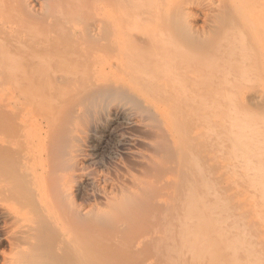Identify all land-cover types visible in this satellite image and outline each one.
<instances>
[{
  "label": "rangeland",
  "instance_id": "1",
  "mask_svg": "<svg viewBox=\"0 0 264 264\" xmlns=\"http://www.w3.org/2000/svg\"><path fill=\"white\" fill-rule=\"evenodd\" d=\"M122 1L0 0V174L16 207L34 148L79 248L57 250L43 221L56 264H264V0ZM135 41L158 54L136 47L137 63ZM11 229L0 214V264Z\"/></svg>",
  "mask_w": 264,
  "mask_h": 264
},
{
  "label": "bare ground",
  "instance_id": "2",
  "mask_svg": "<svg viewBox=\"0 0 264 264\" xmlns=\"http://www.w3.org/2000/svg\"><path fill=\"white\" fill-rule=\"evenodd\" d=\"M122 1V0H121ZM125 1H127V0H125ZM135 1V0H134ZM142 1H144V0H142ZM141 1V2H142ZM146 1H148V0H146ZM146 1H144V2H146ZM151 1V3H153L152 2V0H150ZM154 1V0H153ZM157 1V0H156ZM155 1V2H156ZM160 1H162L163 2V0H160ZM159 1V2H160ZM235 1H237V0H235ZM234 1V2H235ZM240 3H242L240 0H238ZM247 1V0H246ZM245 0L243 1L244 3H246V4H248L249 2H252V1H249V2H246ZM123 2V1H122ZM143 2V3H144ZM128 4H129V2H127ZM133 3H135V2H133ZM157 3V2H156ZM120 4V3H119ZM122 4V3H121ZM120 4V5H121ZM128 4L127 5H125V3H124V5L125 6H128ZM131 4V3H130ZM139 4H141V3H139ZM161 4V3H160ZM252 4V3H251ZM254 4H255V2H254ZM136 5H138V4H136ZM149 5V4H148ZM158 5V4H157ZM123 6V5H122ZM122 6L120 7V8H122ZM134 6H135V4H134ZM162 6V5H161ZM235 6H236V3H235ZM239 5H238V3H237V7H238ZM241 6V5H240ZM247 6V5H246ZM111 7V6H110ZM129 7H130V5H129ZM137 7V6H136ZM135 7V8H136ZM143 7V6H142ZM141 7V8H142ZM144 7H145V5H144ZM139 8V7H138ZM141 8H140V10H141ZM134 9V8H133ZM137 9V8H136ZM144 9V8H143ZM143 9H142V12L144 13V11H143ZM146 9V8H145ZM243 9V8H242ZM256 9V8H255ZM112 10V9H111ZM139 10V9H138ZM150 10H153V9H150ZM235 10H237V9H235ZM148 11H149V9H148ZM158 11V10H157ZM160 11V10H159ZM122 12V11H121ZM124 12V11H123ZM147 12V9L145 10V13ZM152 12V11H151ZM151 12H150V14L149 15H151ZM238 12V11H237ZM241 12V11H240ZM240 12H238L239 13V15H242V14H240ZM134 13V12H133ZM139 13V15H140V11L138 12ZM148 13V12H147ZM146 13V14H147ZM153 13H156V12H154L153 11ZM152 13V14H153ZM185 13H187V12H185ZM243 13V12H242ZM252 13V12H251ZM120 14V13H119ZM137 14V13H136ZM207 14V13H206ZM248 14V13H247ZM111 15V14H110ZM113 15V14H112ZM126 15H128L127 13H126ZM137 16V17H140V16H142L143 17V14H141L140 16ZM155 14H153L151 17H153ZM161 15V14H160ZM120 16V15H119ZM122 16V15H121ZM134 16H135V14H134ZM145 16V15H144ZM148 16V15H147ZM147 16H145L146 18H147ZM157 17H158V15H156ZM165 16V15H164ZM250 16V15H249ZM108 17V16H107ZM145 17H143V18H145ZM166 17V16H165ZM184 17H186V16H184ZM247 17V16H246ZM112 18V17H111ZM131 18V17H130ZM141 18V17H140ZM148 18H150V16H148ZM147 18V19H148ZM162 18H164V17H162ZM162 18H160V21L162 20ZM138 19V18H137ZM151 19V18H150ZM152 19H154V20H152V22L153 21H159V19L157 20L156 19V17L155 18H152ZM167 19V18H166ZM245 19V18H244ZM243 19V20H244ZM139 20V19H138ZM141 20V19H140ZM149 20V19H148ZM247 20V19H246ZM123 21H125V20H123ZM135 21H137V20H135ZM164 21H166L165 20V18H164V20H163V22ZM146 22V21H145ZM148 23H149V21H147ZM111 23V22H110ZM122 23H124V22H122ZM162 23V22H161ZM167 23V22H166ZM165 23V25L167 26V24ZM146 24V23H145ZM149 24H151V23H149ZM148 24V25H149ZM157 24V23H156ZM162 25H164V24H162ZM149 26H151V25H149ZM158 26V28L157 27H155L158 31H159V24L157 25ZM243 26H244V24H243ZM245 26H247V25H245ZM248 26H250V25H248ZM144 27V26H143ZM164 27V26H163ZM239 27V26H238ZM252 27V29H253V27L254 26H251ZM120 28H121V26H120ZM145 28V27H144ZM153 28V27H152ZM155 28H153L152 29V31H154V33H155ZM161 28V27H160ZM263 28V27H262ZM119 29V28H118ZM147 29V28H146ZM164 29H166V28H164ZM252 29H250V27H249V29L248 30H252ZM124 30V29H123ZM148 30H150V29H148ZM148 30H146V31H148ZM126 31V30H125ZM145 31V30H144ZM158 31H156L157 33H156V35L158 34ZM161 31V30H160ZM247 31V30H246ZM262 31V30H261ZM110 32V31H109ZM119 32H121V30L119 31ZM127 32V31H126ZM125 32V33H126ZM142 32V31H141ZM257 29L255 28V31H254V33H255V35L257 34ZM106 33V32H105ZM147 33V32H146ZM153 33V34H154ZM160 33H162V32H160ZM261 33V32H260ZM109 34V33H108ZM127 34H128V32H127ZM142 34V33H141ZM140 34V35H141ZM148 35L150 34V31L147 33ZM151 34H152V32H151ZM150 34V35H151ZM125 35V34H124ZM140 35H139V37L138 38H140ZM162 35V34H161ZM261 35V34H260ZM130 36L131 35H129V40L131 39L130 38ZM143 36H144V33H143ZM232 36V35H231ZM128 37V36H127ZM144 37H147V35H145ZM157 38H158V40H161V39H159V34H158V36H156ZM162 36H160V38H161ZM172 37V36H171ZM240 37V36H239ZM243 37V39H241V42L244 44L245 42H243L244 41V36H242ZM249 37V36H248ZM103 38H104V35H103ZM103 38H101V39H103ZM133 38V37H132ZM135 39H136V37H134ZM133 38V39H134ZM163 38V37H162ZM258 38H259V34H258ZM111 39V38H110ZM150 40H151V38H149ZM173 39V38H172ZM171 39V40H172ZM246 39V38H245ZM76 40V39H75ZM128 39H126V41H127ZM128 40V41H129ZM150 40H149V42H150ZM152 40H155V39H152ZM236 40V39H235ZM111 41V40H110ZM130 41H132V40H130ZM129 41V42H130ZM155 41H157V39L155 40ZM155 41H153V45H152V43L150 44V43H147V45L149 44V45H152L153 47L152 48H155L154 47V45L156 46V44H155ZM173 41H176L175 40V38L173 39ZM103 42V41H102ZM112 42V41H111ZM114 42V41H113ZM115 42L117 43V46L118 45H121V43H122V38H120L119 36L117 37V39H115ZM158 42V41H157ZM163 42V41H162ZM164 42H166V41H164ZM169 42H170V40H169ZM168 42V43H169ZM134 43V42H133ZM133 43H132V46L131 47H133L132 48V50H134L133 52H135V55H133L132 57H134L135 56V60L134 61H137L138 60V62L137 63H139V60L142 58L144 61H145V59L147 58L146 56H148L149 54H153V53H151V52H153V51H151V50H154V49H149V45L146 47V48H144L143 46L140 48V47H138L139 46V44L137 45L136 43V41H135V44L137 45V46H133ZM167 43V42H166ZM174 43V42H173ZM176 43V42H175ZM227 43V42H226ZM231 43V42H230ZM102 44V43H101ZM101 44H100V46H101ZM130 44V43H129ZM163 44H165V43H163ZM170 44V43H169ZM233 44V43H232ZM235 44V43H234ZM105 45V44H104ZM127 45V44H126ZM236 45V44H235ZM245 45V44H244ZM177 46V45H176ZM236 46H238V45H236ZM84 47V46H83ZM89 47V46H88ZM104 47V46H103ZM105 47H106V45H105ZM137 47V49L139 48L140 50H143L142 52L143 53H141L140 55L142 56L140 59H139V57H138V59H136L137 58V56H136V54H137V52L135 51L136 48ZM158 46H156V48H155V51L158 49L157 48ZM159 47H161V46H159ZM168 47V46H167ZM225 47V46H224ZM240 47V46H239ZM81 48V47H80ZM151 48V47H150ZM161 48H163V46L161 47ZM174 48V47H173ZM177 48V47H176ZM223 48V47H222ZM232 48H233V46H232ZM89 49V48H88ZM102 49V48H101ZM106 49V48H105ZM108 49V48H107ZM106 49V50H107ZM115 49H116V47H115ZM129 49H130V46H129ZM172 49V48H171ZM239 49V48H238ZM117 50V49H116ZM115 50V51H116ZM131 50V51H132ZM160 50V49H159ZM165 50V49H164ZM229 50H230V48L228 49V52H229ZM233 50V49H232ZM145 51V52H144ZM155 51H154V53H155ZM222 51V50H221ZM138 52H140V51H138ZM150 52V53H149ZM158 51H156V54H158L157 53ZM160 52H162V50H160ZM164 52V51H163ZM224 52V51H223ZM227 52V51H226ZM230 52H231V50H230ZM117 53V52H116ZM121 53V52H120ZM146 55H145V54ZM168 53V52H167ZM172 53V52H171ZM171 53H170V55H171ZM235 53V52H234ZM118 54V53H117ZM132 54H134V53H132ZM143 54V55H142ZM164 54V53H163ZM217 53H215V55H216ZM219 54V53H218ZM159 55H161L162 57H163V55L162 54H159ZM166 55V54H165ZM256 55H258V54H256ZM152 56V55H151ZM150 56V57H151ZM160 56V57H161ZM33 57V56H32ZM129 57V56H128ZM225 57V56H224ZM245 57V56H244ZM103 58V57H102ZM104 58H105V56H104ZM127 58V57H126ZM131 58V57H130ZM153 58H156V56H155V54H154V56H152V59ZM157 58H159L158 56H157ZM167 58V60H168V57H166ZM173 58V57H172ZM226 58H227V56H226ZM258 58V57H257ZM95 59V58H94ZM98 59V58H97ZM100 59V58H99ZM110 59V58H109ZM112 59V58H111ZM152 59L150 58V60L149 59H147L146 61H147V63H148V60L150 61L149 62V64H151V63H153L152 62ZM161 59V58H160ZM163 59V58H162ZM165 59V58H164ZM171 59V58H170ZM214 59V58H213ZM232 59V58H231ZM230 59V60H231ZM244 59V58H243ZM259 59V58H258ZM257 59V60H258ZM229 60V59H228ZM96 61V60H95ZM115 61V60H114ZM156 61V60H155ZM245 61V60H244ZM256 61V60H255ZM104 62V61H103ZM143 62V61H142ZM142 62H140V63H142ZM223 62V61H222ZM227 62H229V61H227ZM235 62V61H234ZM96 63H98L97 61H96ZM144 63H146V62H144ZM146 63V64H147ZM161 63H163V62H160V64ZM167 63V62H166ZM180 63V62H179ZM224 63V62H223ZM104 64V63H103ZM106 64V63H105ZM156 65H157V63H155ZM160 64H159V66H160ZM207 64V63H206ZM230 64V63H229ZM231 64H232V62H231ZM236 64V62L234 63V65ZM91 65H94V62H93V64H91ZM117 65V64H116ZM128 65V64H127ZM140 65V64H139ZM138 65V66H139ZM143 64H141V66H142ZM155 65V66H156ZM163 65V64H162ZM167 65V64H166ZM166 65H164V67L166 66ZM169 65V64H168ZM208 65V64H207ZM212 65V64H211ZM131 66V65H130ZM144 66V65H143ZM141 67V68H139L140 70H138V72H140V73H142V74H146L147 76H149L148 75V73H147V71H146V69H148V67ZM148 66H150V65H148ZM152 66V65H151ZM150 66V67H151ZM154 66V67H155ZM173 66V65H172ZM175 66V65H174ZM223 66V65H222ZM227 66V65H226ZM243 66H246V65H243ZM243 66H240L239 65V67H243ZM250 66V65H249ZM114 67H116L115 65H114ZM149 67V68H150ZM153 67V68H154ZM160 67H162V66H160ZM160 67H158L159 69H160ZM168 67V66H167ZM176 67V66H175ZM179 67V66H178ZM180 67H182V64L180 65ZM179 67V68H180ZM237 67V66H236ZM131 68H133V66L131 67ZM130 68V69H131ZM173 68V67H172ZM177 68V67H176ZM228 68H230V67H228ZM244 68V67H243ZM125 69V68H124ZM159 69H157L158 71H159ZM163 69V68H162ZM232 69H233V67H232ZM237 69H238V67H237ZM246 69H247V67H246ZM246 69H244V70H242V71H246ZM154 69H152V71H153ZM164 70V69H163ZM167 69H165L164 70V72L166 71ZM174 70V69H173ZM179 70V69H178ZM177 70V71H178ZM226 70H228V69H226ZM233 70H235V68L233 69ZM239 70V69H238ZM247 70H250V69H247ZM72 71V70H71ZM125 71V70H124ZM160 71H162V70H160ZM182 71V70H181ZM229 72L230 71H232V70H228ZM252 71V70H251ZM133 72H134V69H133ZM169 72V71H168ZM173 72V71H172ZM179 73H181L180 71H178ZM183 72V71H182ZM72 73H73V71H72ZM125 73V72H124ZM130 73V72H129ZM137 72H136V69H135V74H136ZM155 74H156V71L154 72ZM169 73H171V72H169ZM176 73V72H175ZM174 73V74H175ZM231 73V72H230ZM233 73V72H232ZM240 73H241V69H240ZM244 73V72H243ZM242 73V74H243ZM249 73V72H248ZM139 74V73H138ZM149 74H150V70H149ZM160 74L161 73H159L158 74V72H157V74L156 75H158V77L160 76ZM165 74V73H164ZM166 74H167V72H166ZM165 74V75H166ZM177 74V73H176ZM152 75V74H151ZM151 75L149 76V77H151ZM155 75V77H154V79L155 80H157V76ZM162 75H163V73H162ZM179 75V74H178ZM184 75H187V74H184ZM234 75V74H233ZM233 75H232V77H233ZM246 75V73L245 74H243V77H246L245 76ZM137 76V75H136ZM167 76V75H166ZM226 76V75H225ZM228 76V75H227ZM231 76V75H230ZM139 76H137V78H138ZM146 77V76H145ZM165 77V76H164ZM168 77V76H167ZM166 77V78H167ZM175 77H176V75H175ZM231 77V78H232ZM242 77V76H241ZM248 77H249V75H248ZM248 77H246V78H243L244 80H246ZM130 78V77H129ZM143 78V77H142ZM174 78V77H173ZM224 78V77H223ZM229 78V77H228ZM250 78V77H249ZM248 78V79H249ZM139 79H141L140 77H139ZM146 79H148V77L146 78ZM146 79H145V81H146ZM152 79H153V77H152ZM168 79L169 80H171L169 77H168ZM180 79H181V77H180ZM187 79V78H186ZM226 80H227V78H225ZM234 79V78H233ZM251 79V78H250ZM249 79V80H250ZM142 80V79H141ZM151 80V79H150ZM159 80H162V76H161V79H159ZM159 80H157L158 82H159ZM169 80H167V81H169ZM181 80H183V78L181 79ZM138 81H140V80H138ZM148 81H149V79H148ZM152 81V80H151ZM154 81V80H153ZM165 79H164V82L165 83H167V87H168V83L169 82H167ZM172 81L174 82V80L172 79ZM184 81H186L185 80V78H184ZM143 82V81H142ZM157 82V83H158ZM141 83V82H140ZM145 83V82H144ZM147 83V82H146ZM150 83V82H149ZM154 83V82H153ZM148 84V83H147ZM164 84V83H163ZM173 84V83H172ZM172 84H170V85H172ZM184 84H186V82H184ZM184 84H182V86L184 85ZM187 84H188V82H187ZM152 86V83L151 84H149V86ZM156 84H154V86H155ZM169 85V86H170ZM176 85V84H175ZM148 86V87H149ZM150 86V87H151ZM161 86V85H160ZM163 86V85H162ZM174 86V85H173ZM185 86V85H184ZM159 87V86H158ZM167 87L165 86V88L167 89ZM178 87V86H177ZM187 87V86H186ZM152 88V87H151ZM157 88V87H156ZM155 88V89H156ZM163 87H160V89H162ZM164 88V89H165ZM150 89V88H149ZM176 89V88H175ZM174 89V90H175ZM178 89V88H177ZM146 90V89H145ZM152 90V89H151ZM184 90V89H183ZM156 91V90H155ZM161 91V90H160ZM160 91L158 92V93H160ZM166 91V90H165ZM182 91V90H181ZM185 91V90H184ZM163 92V91H162ZM172 92V91H171ZM171 92H169V94L171 93ZM175 92V91H174ZM179 92V91H178ZM154 93V92H153ZM181 93V92H180ZM180 93H179V95H180ZM184 93V92H183ZM161 94V93H160ZM175 94V93H174ZM176 94H177V92H176ZM185 94V93H184ZM183 94V95H184ZM219 94L220 93H218V96H219ZM166 95V94H165ZM182 95V96H183ZM214 95V94H213ZM212 95V96H213ZM216 95V94H215ZM214 95V96H215ZM170 96V95H169ZM177 96V95H176ZM208 96V95H207ZM210 96H211V94H210ZM211 96V97H212ZM213 96V97H214ZM180 97V96H179ZM217 97V96H216ZM183 98V97H182ZM32 147V146H31ZM30 147V148H31ZM36 148V147H35ZM33 150H34V148H32ZM31 149V150H32ZM39 149V148H38ZM31 150H27V151H25V149H23L22 151L24 152L25 151V153L24 154H21V155H23L24 157H23V160L21 159L20 161H21V163H20V170H21V173H23L25 176H26V182H28L27 184L29 185V187H30V192H31V194H32V197L31 196H29V199H28V201H26V202H24V204L22 203V205H20L19 207H16V205H15V203L16 202H18L17 201V199H18V194L16 193V191L14 190V188H13V181H12V179L10 178V177H7V176H5V175H2V174H0V214H3L4 215V218H5V220L9 223V227H11L12 229H11V232H10V237H11V239H12V242H11V252L10 253H8V254H5L4 256H3V258H4V264H56V262L55 261H53L51 258H49L48 257V255H47V244H44V241H43V239L40 237V229H41V226H42V222L43 221H47V222H49L50 224H52V225H54L55 227H57L59 230H60V232L62 233V236H63V239H62V244H63V246H58L57 247V250H62V251H64L66 248H67V251H69V252H73V253H76L78 250H79V248H78V245H77V243H75V241H74V238L72 237V233L70 232V231H68L67 230V228H66V226H64V224L61 222L62 220L60 219V216L58 215V213H57V211H56V209L55 208H53V206L51 205V207L49 206V203H48V196H49V193H47V187H46V182L44 181V179L46 178V177H44L43 176V173L41 174V172L40 171H36V170H38V169H35V168H37V167H35L34 168V163H37V161H38V159H39V162H41V159H42V157H40V156H42L41 155V153H39V151H37V152H33V151H31ZM36 150V149H35ZM40 150V149H39ZM22 152V153H23ZM42 152V151H41ZM43 153V152H42ZM38 154L40 155L39 156V158H38ZM43 159H46V158H43ZM43 161V160H42ZM36 166V165H35ZM21 175V174H20ZM22 176V175H21ZM44 177V178H43ZM47 181V180H46ZM50 185V184H49ZM59 186H60V184H58ZM87 249V248H86ZM88 251V250H87ZM53 262H52V261ZM85 260H86V262L88 263V258L86 257L85 258Z\"/></svg>",
  "mask_w": 264,
  "mask_h": 264
}]
</instances>
